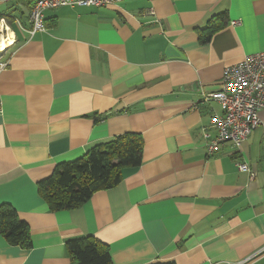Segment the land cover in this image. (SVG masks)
<instances>
[{
    "label": "crops",
    "instance_id": "1",
    "mask_svg": "<svg viewBox=\"0 0 264 264\" xmlns=\"http://www.w3.org/2000/svg\"><path fill=\"white\" fill-rule=\"evenodd\" d=\"M34 1L0 0L13 34L0 51V205L30 241L0 233V264H72L66 243L83 237L112 264H264V107L238 148L208 155L222 110L202 97L225 68L264 52V0L63 7L29 37ZM124 133L141 136V165L82 206L50 211L38 182Z\"/></svg>",
    "mask_w": 264,
    "mask_h": 264
},
{
    "label": "trees",
    "instance_id": "2",
    "mask_svg": "<svg viewBox=\"0 0 264 264\" xmlns=\"http://www.w3.org/2000/svg\"><path fill=\"white\" fill-rule=\"evenodd\" d=\"M142 150V138L135 133L96 144L76 160L56 165L48 178L38 182V193L52 212L78 208L94 193L116 186L123 169L139 167ZM0 233L9 243L30 245L27 224L8 204L0 205ZM66 250L72 264H112L108 247L93 237L70 240Z\"/></svg>",
    "mask_w": 264,
    "mask_h": 264
},
{
    "label": "built area",
    "instance_id": "3",
    "mask_svg": "<svg viewBox=\"0 0 264 264\" xmlns=\"http://www.w3.org/2000/svg\"><path fill=\"white\" fill-rule=\"evenodd\" d=\"M118 2L120 0H35L29 13L30 29L27 34L32 37L45 30L44 13L48 10L63 7L101 8ZM146 14L155 15L152 10ZM154 22L158 23V20ZM9 41L6 38L5 43H10ZM4 67L5 64H0V69ZM202 97L207 102H217L222 110L221 115H213L210 119L216 136L206 146L208 155H212L225 143L238 148L253 130L262 125L259 111L264 107V52L246 56L242 62L225 68L219 88ZM1 113L0 102V115ZM237 167L239 172L254 177L247 165L238 164Z\"/></svg>",
    "mask_w": 264,
    "mask_h": 264
},
{
    "label": "bare ground",
    "instance_id": "4",
    "mask_svg": "<svg viewBox=\"0 0 264 264\" xmlns=\"http://www.w3.org/2000/svg\"><path fill=\"white\" fill-rule=\"evenodd\" d=\"M6 27H7V29L2 27L0 24V51H2L4 44H6L5 43L6 38L8 40H11V38H13V34H12L11 30L8 28V26H6Z\"/></svg>",
    "mask_w": 264,
    "mask_h": 264
}]
</instances>
